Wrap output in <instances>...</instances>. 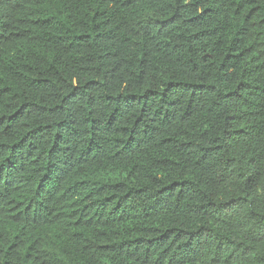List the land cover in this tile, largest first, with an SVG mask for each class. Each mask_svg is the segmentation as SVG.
<instances>
[{"label": "trees", "instance_id": "trees-1", "mask_svg": "<svg viewBox=\"0 0 264 264\" xmlns=\"http://www.w3.org/2000/svg\"><path fill=\"white\" fill-rule=\"evenodd\" d=\"M0 264H264V0H0Z\"/></svg>", "mask_w": 264, "mask_h": 264}]
</instances>
